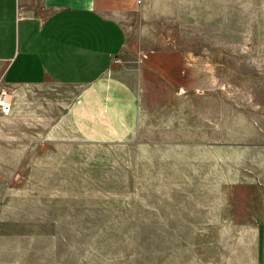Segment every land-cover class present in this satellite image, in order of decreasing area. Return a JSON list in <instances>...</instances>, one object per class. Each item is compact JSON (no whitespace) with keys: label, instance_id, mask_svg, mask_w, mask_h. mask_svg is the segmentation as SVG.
<instances>
[{"label":"rangeland","instance_id":"rangeland-1","mask_svg":"<svg viewBox=\"0 0 264 264\" xmlns=\"http://www.w3.org/2000/svg\"><path fill=\"white\" fill-rule=\"evenodd\" d=\"M187 1L128 28L121 102L107 80L5 87L0 188L74 264H260L264 0Z\"/></svg>","mask_w":264,"mask_h":264},{"label":"crops","instance_id":"crops-1","mask_svg":"<svg viewBox=\"0 0 264 264\" xmlns=\"http://www.w3.org/2000/svg\"><path fill=\"white\" fill-rule=\"evenodd\" d=\"M190 6L187 0H0L3 82L87 87L107 80L121 102L113 59L126 60L135 48L128 28L144 10L165 15ZM149 55L150 68L161 66L159 53ZM13 194L0 188V264H74V239L48 230L45 217L37 225L25 218ZM51 226L57 227L54 221ZM256 229V259L264 264V219Z\"/></svg>","mask_w":264,"mask_h":264},{"label":"built area","instance_id":"built-area-1","mask_svg":"<svg viewBox=\"0 0 264 264\" xmlns=\"http://www.w3.org/2000/svg\"><path fill=\"white\" fill-rule=\"evenodd\" d=\"M138 2H141V0H138ZM113 61L115 63L121 62V57H114ZM5 87L6 85L3 82V75L0 74V105L7 107L10 102L8 100L9 97Z\"/></svg>","mask_w":264,"mask_h":264}]
</instances>
